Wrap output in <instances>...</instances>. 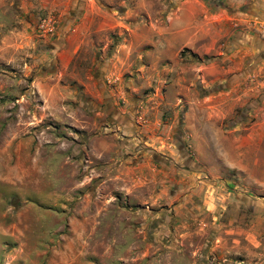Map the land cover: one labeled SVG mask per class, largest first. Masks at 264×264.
Wrapping results in <instances>:
<instances>
[{"label": "rangeland", "instance_id": "obj_1", "mask_svg": "<svg viewBox=\"0 0 264 264\" xmlns=\"http://www.w3.org/2000/svg\"><path fill=\"white\" fill-rule=\"evenodd\" d=\"M261 53L264 0H0V264H264Z\"/></svg>", "mask_w": 264, "mask_h": 264}, {"label": "crops", "instance_id": "obj_2", "mask_svg": "<svg viewBox=\"0 0 264 264\" xmlns=\"http://www.w3.org/2000/svg\"><path fill=\"white\" fill-rule=\"evenodd\" d=\"M248 46L246 48V50L242 49V56L244 57L247 53L248 55L250 56L251 55H254L256 51H258L259 53V50L257 49L258 47L257 46H252L250 45L249 43L246 45ZM255 62H253V65L255 63V66L253 67V70L250 71L251 69H249V71L247 70V76H254V75H258L259 78H262L260 80H258V84H254L255 88L256 86H262L264 83V54H257L256 57H255ZM258 60V61H257ZM246 78H243V80H245ZM254 78H252L253 80ZM248 80V79H247ZM251 80V79H250ZM257 80V79H255ZM244 83H247L246 81ZM249 89H252V87H250Z\"/></svg>", "mask_w": 264, "mask_h": 264}]
</instances>
